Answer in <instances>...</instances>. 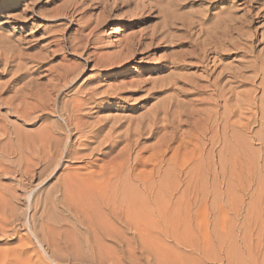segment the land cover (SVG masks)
<instances>
[{
	"label": "rangeland",
	"instance_id": "374dc122",
	"mask_svg": "<svg viewBox=\"0 0 264 264\" xmlns=\"http://www.w3.org/2000/svg\"><path fill=\"white\" fill-rule=\"evenodd\" d=\"M154 1L141 0L142 4L136 5L135 2L127 3L125 0H0V87L5 89L0 91V124L6 123V131L8 132L5 135L11 137L9 140L5 137L3 129H0V163L2 162L0 164V264H264V0H224L215 2L210 7L212 12H219L218 17L212 19L211 23L206 22L205 25H213L214 21L222 20V17L227 13L236 18L239 17L238 22L234 20L232 23L230 32L224 34L226 39L224 36L222 38L223 33L218 34L219 38L215 44H220L221 46L218 45L217 47L224 48L223 51L215 47L218 50L213 55L210 54L207 58L208 61L202 58L205 60L203 61L205 65L210 64L207 65L210 73L212 68L215 70L212 69L213 76L220 71L223 74L219 79L220 85L217 84L218 92L216 93H219V90L226 86L224 90H227L225 92L229 100L225 101L222 98L221 106L216 109L213 104H208L202 100L205 94L188 96L177 91V73L194 77L196 73H201L202 68L190 67L183 71H177L176 64L168 63L165 66L159 64L158 61L155 65L160 68L152 71H148L146 66H138L136 63L122 65L111 70L93 66L89 57V50L94 48V44L92 40H90V44L85 40L81 30L84 23L82 15L85 11L92 21L101 19L103 22L101 26L103 43L101 45L105 51L113 52L118 50L116 43L120 35L157 31V27L159 29L160 25L165 22L164 15H162L164 13L158 8L160 4ZM162 1L163 5H160L162 7L171 2V0H161L160 2ZM123 2L125 3L122 5ZM205 6V4L197 1L188 2L180 11L174 9L173 6L171 8L174 9L173 13L177 11L184 17L187 15V18L190 19L191 17L192 19L200 16L206 8ZM29 14L31 15L30 19H28ZM135 14L137 18H135ZM128 15H131L130 18ZM221 20L220 23L215 24L219 30L221 27L217 25L221 24ZM96 21L100 22V20ZM237 23L240 26L241 36L238 35V30L233 28ZM194 31L193 33H197L192 35V40L197 50V56L201 57V47H204L205 43L203 42L207 41L208 36H205L206 33L200 34L198 30ZM166 32L162 36L170 37L171 40L175 36L177 38V36L184 37L186 35L183 30H177V27H172ZM236 42L239 43L237 46L240 48L239 50L236 48ZM164 43L161 45L168 46V48H156L153 54L156 58H166L167 55L172 54L170 52H174L169 43H166L167 45ZM122 54L117 58H124L125 54ZM215 56L217 60L214 59V63L212 58ZM238 67L241 70V77L239 76L236 80L237 78L234 79L229 75ZM125 69H132L133 72L123 74ZM60 73L62 74L60 75ZM213 76L212 78H214ZM136 79L138 80L137 83L135 82L136 85L138 84L137 87L135 83L134 85L131 84V81ZM48 83H53L51 85L53 88L58 84L59 88L56 86L55 90H51L53 88L49 87ZM32 84L33 86L30 88L29 86ZM43 85L45 87H41ZM220 86L221 88H219ZM31 90L36 91V94L40 91L44 94L48 93L47 96L45 95L48 99L44 97L42 101L48 103L46 109L47 111L50 109L51 112H47L45 109L44 113L37 108L32 112L31 123L29 124V120H23L16 113L11 114V110L8 108L13 99V103L19 101L20 97L15 99L18 97L16 94L21 95V91L28 93ZM108 91L115 92L108 94ZM37 95H35L36 97L33 96L36 100L29 96L28 102L30 99L37 105L41 103ZM119 95L123 97L121 98ZM1 98L5 99V101L3 100L5 103ZM9 98L10 100L7 101ZM77 99H79L78 101H85V106L82 105V112L80 111V113L75 111V106L73 107L78 102ZM50 101H55V105ZM225 102H227L225 105L227 109L224 107ZM164 104L167 105V108L169 107L166 110L168 112L165 111L166 108L163 109V106L166 107ZM161 106L162 110L159 108ZM193 107H197L195 110L200 107L203 109L211 107V110L215 109L216 111H212L214 116L220 110V115L218 113L216 116L225 115L224 118L228 116L230 125L239 120L237 123L242 126L243 131L241 132H243L246 143L243 142L241 150L236 151V147L235 149L230 146L224 151L226 159L229 157L224 166H220L216 161V157L219 155V146L215 145V149L210 147L205 138H200V127L191 121L193 119L188 113L194 111ZM6 109L10 110V113ZM156 109L159 110L158 116H156L158 113ZM236 109L239 113H236ZM36 111L43 113L38 114ZM72 111L74 112L72 113ZM73 114H79V116L82 114L81 119L84 117V120L82 119L84 121L83 126L79 131L77 130L78 132L74 129ZM153 114L155 118L159 119L160 117V120H156ZM69 115H71V119L68 117ZM141 117H144L145 120ZM198 117L196 116V118ZM215 117L213 118L215 119ZM99 118L107 123H102ZM136 118H139L138 121ZM125 119L131 120V123L127 124L129 121L127 120V122ZM119 120L122 122L120 123ZM98 121L100 125H96ZM112 121H116L117 126L111 124ZM86 122L87 124L84 125ZM93 124L94 130L91 128ZM110 124L116 127V129L111 128L116 132L110 129ZM125 124L128 126L124 127ZM95 126L98 127L95 128ZM70 127L73 129H67ZM129 127L130 132L136 127L133 129L132 135H129V130H126ZM109 129L112 132L108 131ZM126 131L129 136H123L124 139L122 140L121 135ZM101 132L102 134H99ZM117 132L118 137L121 136V138L119 137L121 141L117 139ZM43 135H48L53 139H49V141L50 145L53 144L51 146L55 145L56 151L49 144L44 147L43 142L45 140H40L44 137ZM89 136H92V140H88L91 139ZM128 137L131 139L129 142ZM18 141H21L20 144ZM79 141L86 142L87 145L82 143L87 147H82L84 145L78 144ZM26 142L27 144H25ZM66 143L67 148L76 147L75 150L84 151V154L79 153V156L83 155V157L80 156L82 159L78 158V155L76 159L72 157L69 159V156L66 155ZM127 144L128 146H126ZM37 145L39 146L37 150L40 151V155L43 154L42 156L38 155L37 150L32 149ZM124 145L126 148L132 146V148H128L130 152L126 150ZM46 147H49V151ZM61 147L63 151L60 150ZM45 149L47 151L44 154ZM108 149L112 152L111 155L108 153ZM104 151L108 154H105ZM122 151L124 154L121 153ZM53 152L58 154L55 156ZM61 152H64V155L62 153L63 156L59 158L58 155ZM239 153L241 156H237ZM46 154L49 155L50 159L49 157L46 159ZM207 154H212V156L210 155L212 160L209 163L204 160ZM252 154L256 159L254 164L247 160L248 163L245 158L249 156L250 159ZM25 157L30 158V160L28 161ZM35 158L36 162H33ZM124 158H126L124 162V164L127 163L126 167L122 165ZM56 159L59 162H56ZM46 161L49 163L47 164ZM129 161L130 163H128ZM131 164H134L135 168L132 170L133 175H143L151 181L158 180L159 175H162L165 185H169L171 180H175L177 193L172 197L163 191L158 197L160 200L159 208L165 213L163 216L169 218L172 214L171 218H176L173 219L176 223L172 221L171 225L168 224L169 228L163 225L162 229L156 230V232L154 228L150 227L151 230L149 227L144 228L149 230L150 234L155 233L157 235L154 239L152 234L148 235V231L144 233L148 237L151 236L149 238L153 239L152 242L150 239H146L147 241L134 245L127 240V237L129 236L130 239L132 234L125 235L122 233V235L127 236L125 240L127 242L124 241L123 245L116 244L111 238L104 241L95 237L93 239L95 242L92 241L94 246L89 247L85 242H81L82 240L78 237L77 231L80 235L83 234L81 232L84 230L76 225L73 212L71 213L69 209H66L60 201L62 192L58 188L65 181L64 178L66 179L69 175L68 172H77L76 176L79 173V177L94 174L97 177L94 181L98 182L103 179L101 178L103 172L108 173L116 167L117 170L118 168L124 170L123 179L120 178V180H124L126 170ZM29 168L32 169V172ZM26 170L30 171H27L29 175L25 172ZM201 170L203 173L205 170H208L209 173L211 171V175H208L209 178L205 175L200 177ZM13 172L14 174H12ZM39 172L43 173L39 174ZM99 175L101 179H99ZM171 176L175 179H172ZM84 184L83 186L80 185L85 191L86 188L89 190L92 187L90 183V186L87 183ZM3 192L4 195H2ZM1 197H6V202ZM90 197L92 204L95 205H92V211L93 213L97 211L94 213L97 215L99 209L96 195L91 193ZM8 203L10 206L7 205ZM161 204H164L163 208H161ZM169 207L177 211H170ZM166 211L172 213L169 212L167 216ZM149 218L151 217L149 216ZM147 220L146 225L148 226L150 221ZM151 223L153 222L151 221ZM78 228L80 229L78 230ZM107 228L106 226L105 229L112 235H121L120 231L116 232V230ZM80 230L82 231L80 232ZM74 236H77L79 241ZM73 239L77 242H74ZM101 241L103 242L101 243ZM125 243L129 244L126 245ZM142 246L143 249H141Z\"/></svg>",
	"mask_w": 264,
	"mask_h": 264
},
{
	"label": "bare ground",
	"instance_id": "6f19581e",
	"mask_svg": "<svg viewBox=\"0 0 264 264\" xmlns=\"http://www.w3.org/2000/svg\"><path fill=\"white\" fill-rule=\"evenodd\" d=\"M125 1H127V3L128 2H130V3H136V5L139 3V4H142L141 3V0H125ZM144 1V0H143ZM154 1V0H153ZM156 2H158V4H160V5H163L162 3H163V1L162 2H160L161 0H155ZM154 1V2H155ZM167 1V0H166ZM197 1H200L202 4H205L206 6V8L204 9V11L202 12V14H200V16H196V18H192L191 19V17H190V19L189 18H187L186 16L184 17V15H181L179 12H177L178 10L180 11L182 8H184L185 6H186V4L188 3V2H197ZM220 1H224V0H171V2L169 3V5H167L166 3V6L164 7H162V6H160L159 5V7H158V5H157V7L158 8H160V10H162V12L164 13V14H162V15H164V18H165V22L164 23H162L161 25H160V27H159V29H158V27H157V31H155V30H153L152 32L150 31V32H147V31H143V32H140V33H133V34H130V35H120L119 36V38H118V41H117V46H118V50H116V51H113V52H109V51H105L104 49H103V45H101L102 43H103V36H102V31H101V26H102V24H103V22H101V19H94L95 21H92V19H91V17L89 18V16H88V13L85 11V13L82 15V19L84 20V23L82 24V28H81V30H82V35L84 36V38H85V40L87 41V42H89V44H90V40H92V43L94 44V48L92 49V50H89V54H90V58H91V61H92V63H93V66H95V68H102V69H115V68H118V67H120V66H122V65H129V64H132V63H136L138 66H146L147 68H148V71H152V70H157V69H159L160 67L158 66V65H155V64H157V61H158V63L159 64H163V65H167L168 63H173V65H175L176 64V68H177V71H183V70H185V69H188V68H190V67H192V68H195V67H199V69H201V73L199 74V73H196L195 75H194V77L193 76H191V77H188L187 75H185V74H183V75H181V74H179V73H177V91L178 92H182V94H186V95H195V96H200V95H202V94H205V95H203L204 97H202V100L203 101H205L206 103H210L211 105L213 104V106H215V109L216 108H219L220 106H221V99L222 98H224V100L225 101H228L229 99L226 97V92L225 91H227V90H224V88L226 87V86H223L224 88H221V86L219 87V88H221V90H219V93H216V92H218V87H217V84L219 83V85H220V81H219V79H220V77L223 75V74H221L222 73V71H220L219 73H217V74H215V76H213V74H212V72L213 71H215L213 68V71H212V69H211V73L209 72V68H208V66L210 65L209 63V65L207 66V65H205L204 64V62L203 61H205V60H207V58L210 56V54L211 55H213L214 54V52H216V50H218V49H215V47L216 48H220V47H217L218 45H220V44H215L216 43V40H218L217 38H219V36H218V34H220V33H223V35H221L222 36V38H223V36L225 37V39H226V33L227 32H230V29H231V27H232V23L234 22V20L235 21H237L238 20V18L239 17H234V16H231L230 14H225L223 17H222V20H221V24L219 25H217L218 27L220 26L221 27V30H219V29H217V27L215 26V24L218 22V23H220L219 21L220 20H218L217 22L216 21H214L213 22V25H205L206 24V22H210V21H212V19H214V18H216V17H218L217 15H218V13H214V12H212V10L210 9V7L212 6V4L213 3H215V2H220ZM252 1V0H251ZM255 1V0H254ZM125 2H123L122 3V5L124 4ZM126 3V4H127ZM129 3V4H130ZM121 4V3H120ZM125 4V5H126ZM138 4V5H139ZM144 5H146V4H144ZM148 5V4H147ZM175 7L174 9H177V14H175V13H173L172 11L174 10V9H172L173 7ZM132 6V5H131ZM131 6H130V8H131ZM105 7V6H104ZM139 7V6H138ZM172 7V8H171ZM143 8V7H142ZM239 8V7H238ZM132 9V8H131ZM130 9V10H131ZM135 9V8H134ZM134 9H133V11H134ZM183 10V9H182ZM132 11V10H131ZM136 11V10H135ZM83 12V11H82ZM139 12V11H138ZM161 12V11H160ZM227 12V11H226ZM233 12V11H232ZM135 13V12H134ZM144 13V12H143ZM221 13V12H220ZM230 13V12H229ZM21 14V13H20ZM125 14H127V13H125ZM137 14V13H136ZM136 14H135V18H137L136 17ZM179 14H180V16H179ZM176 15H177V17H176ZM129 16H131V15H128V17ZM138 16V15H137ZM182 16H183V18H182ZM195 16V15H194ZM31 18V15L29 14V17H28V19H30ZM127 18V17H126ZM125 18V19H126ZM130 18V17H129ZM163 18V19H164ZM186 18V19H185ZM26 19V18H25ZM82 20V21H83ZM96 20H100V22H98V21H96ZM103 21V20H102ZM238 22V21H237ZM244 22V21H243ZM211 23V22H210ZM236 23V22H235ZM172 27L173 28H175V27H177V30H183V32H185L186 33V35L184 36V37H181V36H177V38H176V36H175V38L174 39H172L171 40V38L170 37H168V38H166L164 35L162 36V34L163 33H167L166 31H168L169 29L171 30L172 29ZM197 28V29H196ZM233 28H235L236 30H238L237 32H239V30H240V26H238V23L237 24H235V26L233 27ZM193 30H198L199 32H200V34H205V36H208V39H207V41L205 40L206 38H204V41H206V42H203V43H205V45H204V47L202 46L201 48H202V55H201V57H199V56H197V50L195 49L196 47L194 46V43H193V40H192V35L193 34H195V33H197V32H195V33H193ZM235 30V31H236ZM232 31V30H231ZM234 31V30H233ZM241 32H242V30H241ZM104 33V32H103ZM169 33V32H168ZM171 33V32H170ZM169 33V34H170ZM178 35H179V33H177ZM183 34V33H182ZM199 34V33H198ZM225 34V35H224ZM230 34V33H229ZM237 34V33H236ZM184 35V34H183ZM231 35V34H230ZM229 35V36H230ZM239 36H241L240 35V32H239V34H238ZM167 36H170V35H167ZM198 36V35H197ZM221 36H220V38H221ZM228 37V36H227ZM8 38V37H7ZM198 38V37H197ZM221 38V39H222ZM230 38V37H229ZM240 38V37H239ZM170 39V40H169ZM175 39H177V40H175ZM224 39V40H225ZM228 39V38H227ZM233 39V38H232ZM237 39V38H236ZM194 40H196V39H194ZM237 40H239V39H237ZM225 41H227V40H225ZM230 41H232V40H230ZM229 41V42H230ZM85 42V41H84ZM87 42H85V43H87ZM164 42H166V43H169V46L170 47H172L173 49H174V52H170V53H172V54H170V56H166V58L164 57V58H162V57H158V58H156L155 57V55H153L154 54V50L156 49V48H160V49H167L168 48V46H162L161 44L162 43H164ZM240 42V41H239ZM166 43H164V44H166ZM217 43H218V41H217ZM17 44V43H16ZM216 46H215V45ZM167 45V44H166ZM203 45V44H202ZM232 45H233V43H232ZM239 45V43L238 42H236V48L239 50L240 48H238L237 46ZM107 46V45H106ZM162 46V47H161ZM189 47V48H184V47ZM194 46V47H193ZM221 46V45H220ZM223 46V45H222ZM230 46V45H229ZM176 47H177V49H176ZM247 47V46H246ZM86 48V47H85ZM221 49V48H220ZM223 49L224 48H222L221 50L223 51ZM221 50H219V51H221ZM227 50V49H226ZM200 51V50H199ZM198 51V52H199ZM225 51V50H224ZM235 51H237L236 49H235ZM122 53H124L125 54V57L124 58H122V59H119V58H117L118 56H121V54ZM200 53V52H199ZM218 54V53H217ZM222 54V53H221ZM238 54V53H237ZM240 54V53H239ZM21 55V54H20ZM123 55V54H122ZM200 55V54H199ZM154 56V57H153ZM219 56V55H218ZM217 56V57H218ZM198 57L200 58L199 60H198ZM31 58V57H30ZM44 58V57H43ZM205 59V60H203V59ZM202 59V60H201ZM213 60V62L215 63V61L217 60L216 59V56L215 57H213L212 58ZM214 59H215V61H214ZM208 61V60H207ZM201 62H202V64H201ZM205 63H207V62H205ZM66 66V65H65ZM212 67V66H211ZM210 67V68H211ZM215 67V66H214ZM127 68H130V67H127ZM240 69H239V67L236 69V70H234L233 72H232V74L231 75H229V76H231L232 78H237L236 80H238V78H239V76L241 77V75H240ZM19 72V71H18ZM63 72H65V71H63ZM131 72H133L132 71V69H125L124 70V72H123V74H127V73H131ZM68 73V72H67ZM184 73V72H183ZM46 74V73H45ZM62 73H60V75H61ZM66 74V73H65ZM179 74V75H178ZM26 75V74H25ZM66 75H68V74H66ZM22 76V75H21ZM64 76V75H63ZM212 76L214 77V78H212ZM69 77V76H68ZM228 77V76H227ZM24 78V77H23ZM66 78V77H65ZM194 78V79H193ZM63 79V78H62ZM67 79V78H66ZM65 79V80H66ZM52 80V79H51ZM18 81V80H17ZM20 81V80H19ZM136 81H138L137 79L136 80H132L131 81V84H133L134 85V83L136 82ZM219 81V82H218ZM18 83V82H17ZM27 83H29V82H27ZM137 83V82H136ZM136 83H135V86L137 87V85H136ZM229 83V82H228ZM234 83V82H233ZM10 84V83H9ZM11 84H13V83H11ZM31 84V83H30ZM38 84V83H37ZM53 84V83H52ZM51 83H48V86L49 87H52L53 88V86H51L52 85ZM130 84V85H131ZM240 84V83H239ZM39 85H40V83H39ZM39 85H36L37 87H39ZM54 85H56L55 83H54ZM166 85V84H165ZM172 85V84H171ZM218 85V86H219ZM227 85V84H226ZM27 86H28V84H27ZM31 86H33V84L32 85H30L29 87L31 88ZM57 87L59 86L58 84L56 85ZM56 86H54V88L53 89H51V90H55L56 88ZM62 86V85H61ZM140 86V85H139ZM161 86V85H160ZM6 87V86H5ZM26 87V86H25ZM35 87V86H34ZM41 87H45V85H43V86H41ZM168 87V86H167ZM173 87H174V85H173ZM231 87V86H230ZM1 88V87H0ZM30 88H28V89H30ZM33 88V87H32ZM59 88V87H58ZM132 88V87H131ZM161 88H162V86H161ZM2 89V88H1ZM0 89V91H3V90H5L4 88L1 90ZM24 89V88H23ZM22 89V90H23ZM27 89V90H28ZM33 89H35V88H33ZM32 89V90H33ZM45 89V88H44ZM88 89V88H87ZM93 89V88H92ZM117 89V88H116ZM122 89H124L123 87H122ZM127 88H125V90H126ZM137 89V88H136ZM226 89V88H225ZM230 89V88H229ZM228 89V90H229ZM233 89V88H232ZM16 90H18V89H16ZM31 90V92H28V93H23V91H21L20 93H21V95L20 94H16V95H18V97L17 98H15V99H18L19 97V101H15L16 103H13L14 102V99H13V97H12V99H13V101L11 102V104H10V107L8 108V109H10L11 110V114L12 113H16L17 115H19V117H22L23 118V120H25V121H28L29 120V124L31 123L30 121V118H31V114H32V112L33 111H35L37 108H39L40 110H42L43 112L45 111V109L46 108H48V103L46 102V103H43V101L42 100H44L43 98L45 97V95L47 96V94L48 93H42L41 91L40 92H38L37 94H36V91H32ZM48 90V89H47ZM84 90V89H83ZM95 90V89H94ZM128 90V89H127ZM20 91V90H19ZM24 91H25V89H24ZM59 91V90H58ZM210 91V92H209ZM232 91V90H231ZM16 92V91H15ZM88 92V91H87ZM109 92V93H108ZM107 93L108 94H111V92L114 94V92L115 91H108ZM116 92H118L117 90H116ZM228 92H230V91H228ZM249 92V91H248ZM1 93V92H0ZM50 93V92H49ZM106 92L104 91V94H105ZM120 93V92H119ZM118 93V94H119ZM40 94H42V95H40ZM51 94V93H50ZM91 94H92V92H91ZM95 94V93H94ZM117 94V95H118ZM135 94V93H134ZM207 94H209V95H207ZM212 94H213V96H212ZM35 95H37V97H39L40 98V100H41V103H39L38 105L36 104V103H33V102H31V100L29 99V101L31 102H28V100H27V98H30V97H33V96H35ZM88 95V94H87ZM96 95V94H95ZM115 95H116V93H115ZM214 95H215V97H214ZM30 96V97H29ZM86 96V95H85ZM90 96V95H89ZM120 96V95H119ZM36 97V96H35ZM87 97V96H86ZM121 97V96H120ZM123 97V96H122ZM121 97V98H122ZM124 97H126V96H124ZM38 99V98H37ZM45 99H48V97H45ZM49 99H50V97H49ZM124 99V98H123ZM126 99V98H125ZM201 99V98H200ZM1 100L3 101H5V99H2L1 98ZM10 100V98L9 99H7V101H9ZM33 100H36V98L34 99V97H33ZM39 100V101H40ZM79 99H77L76 101H78ZM88 100V99H87ZM87 100H86V102H87ZM3 101V102H4ZM38 101V100H37ZM45 101H47V100H45ZM44 101V102H45ZM82 101V100H81ZM78 101L77 103H76V105L74 104L73 105V107L75 106L76 107V112H78V113H80V111L82 110V105H84L85 104V101ZM202 101V102H203ZM50 102H53V101H50ZM1 103V102H0ZM5 103V102H4ZM33 103V104H32ZM55 101L53 102V104L55 105ZM226 103L227 102H225V104H224V107H225V105H226ZM36 104V105H35ZM51 104V103H50ZM49 104V105H50ZM181 104V103H180ZM207 104V105H208ZM52 105V104H51ZM88 105H89V102H88ZM165 105V104H164ZM169 105V104H168ZM174 105V104H173ZM179 105V104H178ZM85 106V105H84ZM86 106H87V104H86ZM160 106V105H159ZM163 106V105H162ZM162 106L161 107H159L161 110H162ZM166 107H164L163 106V109L164 108H166L165 109V111L166 110H168V108H167V105H165ZM180 106V105H179ZM181 107V106H180ZM50 108V107H49ZM159 108H157V109H159ZM182 108V107H181ZM197 107H193L192 109H194V111L192 112V111H190L191 113H188L189 114V116H191V118L193 119V120H191V121H193L194 122V125H196V123H197V125L200 127V129L201 130H199L200 132H199V134L202 136H200V138H205L206 140H207V142H208V144L210 145V147H212V148H214V146L215 145H218L219 146V148H220V150H219V155H217V162L219 163V165L220 166H224L225 165V162H226V160L229 158H227L226 159V154H224V151L228 148V147H230V146H232L233 148H237V150L236 151H238V150H241L240 148L243 146V142H245L244 141V138H243V132H241V131H243V129H242V126L239 124V123H237V121H239V120H237L236 121V123H233V125H232V127H231V125H230V122H228V120L229 119H227L228 118V116H227V118H224L223 116H225V115H223V116H216L218 113H219V115H220V110L218 111V113H215L216 111H215V109L214 110H211V107H209V109H207L208 107H206V109H203V108H198L197 110H195ZM226 108V107H225ZM239 108V107H238ZM8 109H6L7 110V112L8 113H10L9 111H8ZM56 109V108H55ZM156 109V112L158 111V113H157V115L156 116H158V114H159V110H157ZM180 109V108H179ZM227 109V108H226ZM160 110V111H161ZM189 110V109H188ZM218 110V109H217ZM234 110V109H233ZM239 110V109H238ZM41 111V113H40V111L38 112V111H36V112H38V114H42L43 112ZM46 111H47V109H46ZM49 111L51 112V110L49 109ZM49 111H47V112H49ZM53 111V110H52ZM169 111H170V109H169ZM212 111H215L214 113H215V116L217 117H215L214 116V114L212 115ZM235 111V110H234ZM74 111H72V113H73ZM82 112V111H81ZM166 112H168V111H166ZM165 112V113H166ZM176 112V111H175ZM174 112V113H175ZM182 112V111H181ZM185 112H186V110H185ZM223 112V111H222ZM226 112V111H225ZM231 112V111H230ZM238 111H237V109H236V113H237ZM7 113V114H8ZM45 113V112H44ZM163 113V112H162ZM182 113H184V112H182ZM195 113V114H194ZM227 113V112H226ZM239 113V112H238ZM70 114H71V112H70ZM84 114V113H83ZM168 114V113H167ZM197 114V115H196ZM225 114V113H224ZM234 114V113H233ZM6 115V114H5ZM34 115V114H33ZM68 115V114H67ZM74 116L72 117V121H73V123H74V129L77 131H79L80 129H81V126H83V123H84V121H82V119L84 120V117L81 119V117L83 116L82 114H80V116H79V114H73ZM82 115V116H81ZM181 115V114H180ZM183 115V114H182ZM181 115V116H182ZM198 115H200V117H198ZM37 116V115H36ZM70 116L71 115H69L68 117L70 118ZM150 116V115H149ZM160 116H161V113H160ZM196 116L198 117V118H200V119H198V118H196ZM18 117V116H17ZM38 117V116H37ZM151 117H152V114H151ZM153 117L155 118V116H154V114H153ZM213 117H215V119L213 118ZM67 118V117H66ZM141 118H144V117H141ZM146 118H148V117H146ZM183 118V117H182ZM0 119H1V117H0ZM68 119V118H67ZM71 119V118H70ZM100 119V118H99ZM119 119V118H118ZM123 120V118H120V120ZM130 119H132L133 120V118H130ZM139 119V118H138ZM138 119L136 118V120L138 121ZM149 119V118H148ZM156 120H160V117H159V119L158 118H155ZM198 119V120H197ZM3 120V119H2ZM22 120V119H21ZM114 120H116V119H114ZM119 120V122L121 123L122 121H120ZM126 120V119H125ZM128 121H129V119H127ZM126 120V121H127ZM144 120H145V118H144ZM151 120V119H150ZM155 120V121H156ZM162 120V119H161ZM5 121V120H4ZM4 121H2V122H4ZM33 121V120H32ZM67 121V120H66ZM71 121V120H70ZM69 121V123L71 124V122ZM99 121H102L101 119L99 120ZM97 122L96 123V125L98 124V123H100V122ZM125 121V122H126ZM127 121V122H128ZM131 121V120H130ZM128 122L127 124H129V123H131V122ZM152 121V120H151ZM169 121H170V119H169ZM180 121V120H179ZM181 121H183L182 119H181ZM185 121V120H184ZM106 121L104 120V122L102 121V123H105ZM113 122V121H112ZM116 122V121H115ZM115 122H113V123H111V124H115ZM118 122V121H117ZM124 122V123H125ZM161 122V121H160ZM159 122V123H160ZM229 124H228V123ZM72 123V124H73ZM102 123H101V125H102ZM107 123V122H106ZM139 123V122H138ZM137 123V124H138ZM141 123V122H140ZM154 123V122H153ZM157 123V122H156ZM178 123V122H177ZM241 123V122H240ZM5 122L4 123H1L0 124V129L2 128L3 129V131H4V135L5 134H7V132L8 131H6V126H5ZM87 124V122L84 124V125H86ZM110 124V129L113 127V128H115L116 129V127L115 126H117V124H115V126H113V125H111ZM142 124V123H141ZM140 124V125H141ZM158 124V123H157ZM65 125L67 126V124L65 123ZM98 125H100V124H98ZM171 125V124H170ZM103 126V125H102ZM107 126V125H106ZM119 126H121V125H119ZM124 127L126 126V124L125 125H123ZM128 126V125H127ZM126 126V127H127ZM130 127H131V125H129ZM142 126V125H141ZM167 126V125H166ZM61 127V126H60ZM90 127V126H89ZM96 127H98V126H95V128ZM122 127V126H121ZM130 127H129V129L128 128H126V130H129V135H132L131 133L133 132V129H135V128H133L132 129V132H130ZM19 128V127H18ZM47 128V127H46ZM49 128V127H48ZM56 128V127H55ZM82 128H85V127H82ZM91 128H93V130H94V124H93V127H91ZM104 128V127H103ZM164 128V127H163ZM197 128V127H196ZM195 128V129H196ZM37 129V128H36ZM67 129H69V130H71V129H73V128H67ZM102 129V128H101ZM106 129V128H105ZM108 130V131H111V130ZM46 130V129H45ZM74 130V131H75ZM99 130H100V127H99ZM118 130V129H117ZM2 131V130H1ZM51 131V130H50ZM65 131H66V129H65ZM73 131V130H72ZM77 131V132H78ZM104 131V130H103ZM102 131V132H103ZM112 131H115L116 132V130H112ZM111 131V132H112ZM125 131V130H124ZM144 131V130H143ZM11 132V131H10ZM26 132V131H25ZM46 132H47V130H46ZM52 132V131H51ZM82 132H83V130H82ZM94 132V131H93ZM92 132V133H93ZM97 131L95 130V133H96ZM102 132L101 133H99V134H102ZM118 132H120V131H118ZM118 132H117V137H118ZM20 133V132H19ZM35 133V132H34ZM42 133V132H41ZM66 133V132H65ZM68 133H71V132H69L68 131ZM73 133V132H72ZM80 133V132H79ZM109 134H112V133H110V132H108ZM114 133V132H113ZM128 133H127V131L126 132H124V134L123 135H121L122 136V140L124 139L123 138V136L124 137H127L126 135H128ZM139 133V132H138ZM11 134V133H10ZM9 134V135H10ZM18 134V133H17ZM25 134V133H24ZM29 134H31V133H29ZM28 134V135H29ZM43 134V133H42ZM74 134V133H73ZM98 134V133H97ZM98 134V135H99ZM109 134H107L108 135V137H109ZM140 134V133H139ZM22 135V134H21ZM58 135V134H57ZM94 135V134H93ZM128 135V136H129ZM137 135V134H136ZM172 135V134H171ZM170 135V136H171ZM11 136V135H10ZM32 136V135H31ZM35 136V135H34ZM44 137H42V138H44V139H42L41 137V139L40 140H45L44 142H43V144H44V147H45V145L46 146H48L47 144H49L50 145V141H49V139H51V140H53L52 138H50L48 135L47 136H45V135H43ZM66 136H67V133H66ZM68 136H69V134H68ZM97 136V135H96ZM100 136V135H99ZM98 136V137H99ZM112 136H114V134H112ZM121 136L119 135V137L121 138ZM166 136V135H165ZM5 137H7L6 135H5ZM90 137V136H89ZM111 137V136H110ZM115 137H116V135H115ZM116 137V138H117ZM117 138V139H119L120 140V138ZM7 138H9V140H10V138L11 137H7ZM39 138V137H38ZM61 138V137H60ZM72 138V137H71ZM91 139H88V137H87V139L88 140H92V136L90 137ZM97 138V137H96ZM130 138H131V136H130ZM129 137H128V142H129V140H131ZM171 138V137H170ZM169 138V139H170ZM174 138V137H173ZM172 138V139H173ZM20 139V138H19ZM27 139V138H26ZM26 139H24V140H26ZM59 139V138H58ZM94 139H95V137H94ZM103 139H107V138H103ZM127 139V138H126ZM165 139V138H164ZM204 139V140H205ZM13 140V139H12ZM17 140V139H16ZM35 140V139H34ZM59 140H61V139H59ZM71 140V139H70ZM73 140V139H72ZM75 140V139H74ZM78 140V139H77ZM110 140V139H109ZM1 141V140H0ZM48 141H49V143H48ZM58 141V140H57ZM103 142H104V140H102ZM102 141H100V142H102ZM112 141V140H111ZM121 141V140H120ZM19 142V141H18ZM21 142V141H20ZM20 142H19V144H20ZM29 142V141H28ZM33 142V141H32ZM52 142V141H51ZM54 142H56V141H54ZM53 142V143H54ZM59 142V141H58ZM58 142H56V143H58ZM71 142V141H70ZM83 141H79L78 142V144H80V143H82ZM116 142V141H115ZM115 142H113V143H115ZM119 142V141H118ZM117 142V143H118ZM205 142V141H204ZM11 143V142H10ZM55 143V144H56ZM72 143V142H71ZM84 144L86 143V142H83ZM81 144V145H84V144ZM108 143V142H107ZM168 143V142H167ZM199 143V142H198ZM246 143V142H245ZM7 144H9V143H7ZM25 144H27V142L25 143ZM35 144V143H34ZM33 144V145H34ZM38 144V143H37ZM42 143H41V145H43ZM73 144H75L74 143V141H73ZM90 145H91V143H89ZM116 144V143H115ZM129 144V143H128ZM128 144L126 145V146H128ZM18 145V144H17ZM51 145H53L52 143H51ZM50 145V146H51ZM80 145V146H81ZM85 145H87V144H85ZM82 146V147H87V146ZM99 145V144H98ZM101 145H102V143H101ZM110 145V144H109ZM131 145V144H130ZM29 146V145H28ZM49 146V147H50ZM64 146V145H63ZM67 146V143H66V145H65V147ZM79 146V145H78ZM79 146V147H80ZM112 146H113V144H112ZM115 146V145H114ZM125 146V145H124ZM126 146H125V148H126ZM25 147V146H24ZM23 147V148H24ZM27 147V146H26ZM37 147H39L38 145L35 147V148H32V149H34L35 151L37 150ZM41 147H43V146H41ZM48 147V148H49ZM51 147H53V150H55L56 151V149H54V147H55V145L54 146H51ZM58 147H60L59 146V144H58ZM72 147V146H71ZM132 148V146H129V147H127L126 148V150L128 151L129 149L128 148ZM9 148V147H8ZM12 148V147H11ZM13 148H14V146H13ZM47 148V147H46ZM48 148H47V150H48ZM56 148H57V146H56ZM67 148V147H66ZM74 148H76V147H73V148H67V156H69V159H70V157H72V158H74V159H76L78 156H79V153L80 154H84L82 151L80 152V149L78 150H75ZM78 148V147H77ZM90 148V147H89ZM101 148H103V147H101ZM110 148V147H109ZM125 148H123V149H125ZM235 148V149H236ZM20 149H21V147H20ZM29 149V148H28ZM40 149V148H39ZM50 149H52V148H50ZM205 149V148H204ZM204 149H202V150H204ZM215 149V148H214ZM251 149V148H250ZM14 150H15V148H14ZM43 149L41 148V152L43 153V151H42ZM46 149H45V152H44V154L46 153V151H47ZM53 150H51V151H53ZM61 151H63V149H62V147H61V149H60ZM59 149H58V152L60 151ZM64 150H66L65 148H64ZM83 150V149H82ZM87 150V149H86ZM231 150V149H230ZM248 150V149H247ZM31 151V153H32V150H30ZM38 151V150H37ZM49 151V150H48ZM50 151V152H51ZM91 151H93V150H91ZM112 151V150H111ZM124 152H126L125 150H123ZM121 152V153H123L124 154V152ZM131 151H132V149H131ZM210 151V150H209ZM208 151V152H209ZM9 152V151H8ZM34 152V151H33ZM39 153H38V155H40V151H38ZM88 152V151H87ZM94 152V151H93ZM105 152V151H104ZM104 152H102V153H104ZM129 152H130V150H129ZM204 152H205V150H204ZM215 152V151H214ZM251 152V151H250ZM31 153H29V155L31 154ZM47 153H49V152H47ZM54 153V152H53ZM63 153V155H64V152H61L60 153V155H58V157L59 158H61V156H63V155H61ZM90 153V152H89ZM108 153L110 154V153H112V152H110L109 151V149H108ZM107 152H105V154H108ZM128 153V152H127ZM11 154V153H10ZM36 154H37V152H36ZM36 154H35V156H36ZM55 154V153H54ZM56 154H58L57 152H56ZM56 154H55V156H56ZM118 154H119V152H118ZM122 154V155H123ZM129 154V153H128ZM132 154V153H131ZM139 154H141V153H139ZM25 155V154H24ZM32 155V154H31ZM34 155V154H33ZM43 155V154H42ZM42 155H40V156H42ZM47 155V154H46ZM75 155V157H73ZM78 155V156H77ZM91 155V154H90ZM111 155V154H110ZM120 155V154H119ZM130 155V154H129ZM211 156H212V154H210ZM210 155L209 154H207V156L205 155V157H204V160L206 161V162H210L211 160H212V158L210 157ZM52 156H53V154H52ZM80 156H82L83 157V155H80ZM80 156L78 157V158H80ZM86 156H87V154H86ZM104 156H107V155H104ZM128 156V155H127ZM237 156H241L240 155V153L237 155ZM37 157V156H36ZM45 157V156H44ZM44 157H39V158H44ZM49 157V155H47V157H46V159ZM88 157V156H87ZM91 157V156H90ZM107 157H109V156H107ZM122 157V156H121ZM249 156H247V157H245L246 158V161L247 160H249L250 161V163L252 162L253 164L254 163H256L255 161H256V159H255V157H254V155L252 154V156H250V159L248 158ZM38 158V157H37ZM57 158V157H56ZM58 158V159H59ZM84 158H85V156H84ZM111 158V157H110ZM109 158V159H110ZM132 158V157H131ZM138 158V157H137ZM214 158H215V156H214ZM22 159V158H21ZM25 159H28V158H26L25 157ZM49 159H50V157H49ZM65 159H66V157H65ZM80 159H82V158H80ZM125 159L126 158H124V160L122 161L123 162V164H122V162H121V164L123 165V166H125L126 167V164H124V162H125ZM201 159V158H200ZM30 160V158L28 159V161ZM31 160H33V159H31ZM68 160V159H67ZM203 160V161H204ZM245 160V159H244ZM27 161V162H28ZM48 161V160H47ZM47 161H46V163H47ZM52 161V160H51ZM50 161V162H51ZM59 162V160H57L56 159V162ZM61 161V160H60ZM116 161V160H115ZM114 161V162H115ZM127 161V160H126ZM136 161V160H135ZM197 161V160H196ZM249 161H247L248 163H249ZM30 162H32V161H30ZM33 162H36V158H35V160L33 161ZM32 162V164L34 165V163ZM53 162H54V159H53ZM111 162H112V160H111ZM2 163V162H1ZM0 163V164H1ZM49 163V162H48ZM47 163V164H48ZM92 163V162H91ZM109 163V162H108ZM128 163H130V161L128 162ZM204 163V162H203ZM38 164H39V162H38ZM120 164V165H121ZM136 164V163H135ZM36 165H37V163H36ZM118 165V164H117ZM119 165V166H120ZM200 165V164H199ZM198 165V166H199ZM202 165V164H201ZM2 166V165H1ZM4 166V165H3ZM98 167V166H97ZM106 167V166H105ZM121 167V166H120ZM178 167V166H177ZM201 167V166H200ZM208 167V166H207ZM112 168V167H111ZM116 168V167H115ZM114 168V170L113 171H110V172H108V173H106V172H103L104 174L102 175L101 174V178H103V179H101L100 178V175H99V179H101L100 181H98V182H96V181H94V180H96V176L94 175V174H88L87 176H83V177H79L78 175H80L79 173L77 174V176H76V173H69L68 172V176H67V178L65 179L64 178V182L60 185V188H58V186H57V188H58V190L60 191V192H62L61 193V197H60V201L64 204V206L66 207V209H69V211H71V213L73 212V214H74V221L76 222V225L77 226H79V227H81L84 231H82V230H80V232L81 233H83V234H80L79 235V232L77 231V234H78V237H80V239L82 240L81 242H85V244H88V246L89 247H93L94 246V244H92V241H93V239H95V237H97V239L99 238V239H101V240H106V239H108V238H111V239H113V241L116 243V244H118V245H123L122 243L126 240V237L127 236H124V235H122V233L123 234H125V235H127L128 233H131L132 235H130V239H129V236L127 237V240L131 243V244H133L134 243V245L135 244H140V243H143L146 239H150L151 238V236H149L148 237V235H151L149 232V230H147V229H144V228H154V230H155V232H156V230H158V231H160V229H162V226L164 225V226H169V225H171L172 224V221H174L175 223H176V221L175 220H173V219H176V218H171V216H172V214H171V216L168 218H165L166 216L164 215L163 216V214H165V213H163L162 211H161V209L159 208V202H160V200H159V197H158V195L161 193V192H165L166 194L168 193V194H170V195H172V197L175 195V193H177V184H176V182H175V180H171L170 182H169V185H165L164 184V180H163V178H162V175H159V178H158V180H150V179H147V178H145L143 175H133V173H132V170L133 169H135L134 168V164H131V166L126 170L127 172H126V176H125V179L124 180H120V178L121 179H123V176H122V173H124V170L122 171V169H120V168H118V166H117V168H118V170L117 169H115ZM6 169V168H5ZM11 169V168H10ZM13 169V168H12ZM15 169V168H14ZM54 169V168H53ZM79 169V168H78ZM177 169V168H176ZM195 169V168H194ZM255 169V168H254ZM9 170V169H8ZM29 170L31 171L32 169L31 168H29ZM29 170H26L25 172H30ZM81 170V169H80ZM107 170V169H106ZM110 170V169H109ZM42 171V170H41ZM46 171V170H45ZM100 171V170H99ZM7 172V171H6ZM27 172V173H28ZM32 172V171H31ZM48 172V171H47ZM75 172V171H74ZM80 172V171H79ZM15 173H16V171H15ZM26 173V174H27ZM35 173V172H34ZM41 173H43V172H39V174H41ZM45 173V172H44ZM97 173V172H96ZM156 173V172H155ZM201 173H203V171L201 170ZM199 174L200 175V177H201V175L203 176V175H205V176H207L208 178H209V176L208 175H211L210 173H211V171H210V173L208 172V170H205V173H203V174ZM6 174V173H5ZM12 174H14V172L12 173ZM38 174V175H39ZM99 174V173H98ZM27 175H29V173L27 174ZM26 175V176H27ZM31 175V174H30ZM150 175V174H149ZM176 175V174H175ZM23 176V175H22ZM33 176H35V174H33ZM37 176V175H36ZM63 176V175H62ZM81 176H82V174H81ZM104 176V177H103ZM164 176V175H163ZM204 176V178H206ZM31 177V176H30ZM61 177V176H60ZM79 177V178H78ZM173 176H171V178H172ZM32 178V177H31ZM34 178V177H33ZM50 178V177H49ZM207 178V179H208ZM129 179V180H128ZM172 179H175V177L174 178H172ZM194 179V178H193ZM201 179V178H200ZM103 180V181H102ZM92 182H93V184H92ZM84 183H87L88 185H89V183L91 184V186L92 187H90V189L88 190L87 188H86V186H84L85 188H86V191H85V189L82 187L83 186V184ZM22 184V183H21ZM82 186H81V185ZM16 185V184H15ZM29 185V184H28ZM85 185V184H84ZM90 186V185H89ZM24 188H25V186H23ZM22 188V187H21ZM19 189V188H18ZM3 190V189H2ZM13 190V189H12ZM11 190V191H12ZM57 190V189H56ZM14 191V190H13ZM0 192H1V189H0ZM15 192V191H14ZM200 192V191H199ZM11 193V192H10ZM16 193V192H15ZM57 193V192H56ZM91 193H94L95 195H96V202H97V204H98V214L97 215H94V213H97V211H95L94 213H93V211H92V199H90L91 197ZM9 194V193H8ZM7 194V195H8ZM13 195H14V193H12ZM164 194V193H163ZM2 195H4V192H3V194ZM55 195V194H54ZM93 195V194H92ZM169 196V195H168ZM46 197V196H45ZM90 197V198H89ZM2 198V197H1ZM10 199H12L11 197H9ZM55 198V197H54ZM3 199V201H5L6 202V197H4V198H2ZM16 199V198H15ZM7 201H9V200H7ZM13 201V200H12ZM55 201V200H54ZM59 201V200H58ZM60 202V203H61ZM172 202V201H171ZM170 202V203H171ZM10 203V202H9ZM9 203L7 204V205H9ZM10 204H12V203H10ZM166 204V203H165ZM172 204L174 205V203L172 202ZM171 204V205H172ZM177 204V203H176ZM57 205V204H56ZM162 205V207L161 208H163V206H164V204H161ZM10 206V205H9ZM93 206H95V205H93ZM167 206V205H166ZM58 207V206H57ZM171 207V206H170ZM170 207H169V210L171 211V210H175V209H170ZM174 207V206H173ZM176 207V206H175ZM164 208H166V207H164ZM3 210H4V208H2ZM1 209V210H2ZM149 209H151V211H149ZM95 210V209H94ZM166 210V209H165ZM163 211H164V209H163ZM167 211H168V209H167ZM166 211V212H167ZM169 211V212H170ZM175 211H177V210H175ZM4 212V211H3ZM169 212H167L166 214H167V216H168V214H169ZM170 213H172V212H170ZM177 213V212H176ZM175 215V214H174ZM149 216L152 218H149ZM65 219V218H64ZM148 219V220H147ZM150 219V220H149ZM169 219V220H168ZM146 220L147 221H150L149 223L150 224H148V226L146 225ZM67 221V220H66ZM151 221L153 222V223H151ZM174 222H173V224H174ZM64 223H66V222H64ZM171 223V224H170ZM50 224V223H49ZM169 224V225H168ZM74 225V224H73ZM75 225V226H76ZM77 226H76V228H77ZM107 226L108 228H111L112 230H116V232L117 231H120L121 232V235H116V234H111V233H109L106 229H105V227ZM170 227V226H169ZM168 227V228H169ZM107 228V229H108ZM151 228H150V230H151ZM80 228H78V230H79ZM166 229V228H165ZM165 229H163L164 231H165ZM77 230V229H76ZM76 230H75V232H76ZM146 230V231H145ZM145 231V232H144ZM147 231H148V235L147 234H144V233H147ZM84 233H85V235H84ZM158 233V232H157ZM154 235H155V233H153ZM152 234V237L154 238V239H156L155 237L157 236V235H153ZM75 235H76V233H75ZM75 237V236H74ZM76 239H77V236L75 237ZM74 238V239H75ZM49 239V238H48ZM62 239V238H61ZM60 239V240H61ZM74 239H73V241H74ZM75 239V240H76ZM159 239V238H158ZM157 239V240H158ZM151 240V239H150ZM62 241V240H61ZM77 241H79V239H77ZM77 241H74V242H77ZM147 241V240H146ZM153 241V239L151 240V242ZM93 242H95V241H93ZM103 241H101V243H102ZM125 242H127V241H125ZM148 242H149V240H148ZM164 243V242H163ZM52 244V243H51ZM80 244H82V243H80ZM84 244V245H85ZM126 244V243H125ZM124 244V245H125ZM127 244H129V243H127ZM126 244V245H127ZM145 244H146V246H147V243L145 242ZM151 244V243H150ZM142 245V244H141ZM160 246V245H159ZM91 249H94V248H91ZM141 249H143V246H142V248ZM90 250V249H89ZM91 251V250H90ZM94 251V250H93ZM92 252V251H91ZM120 252V251H119ZM160 252V251H159ZM161 252H162V250H161ZM93 254H94V252H92ZM158 254H160V253H158ZM95 256H96V254H95ZM96 258V257H95ZM96 259H98V258H96ZM165 259V258H164ZM113 261V260H112ZM101 262V261H100ZM113 263V262H112Z\"/></svg>",
	"mask_w": 264,
	"mask_h": 264
}]
</instances>
